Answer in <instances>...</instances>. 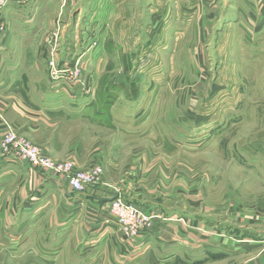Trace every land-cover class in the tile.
<instances>
[{
    "label": "rangeland",
    "instance_id": "rangeland-1",
    "mask_svg": "<svg viewBox=\"0 0 264 264\" xmlns=\"http://www.w3.org/2000/svg\"><path fill=\"white\" fill-rule=\"evenodd\" d=\"M49 1V9L36 12L39 20L73 18L72 11L57 9L58 1ZM149 2L154 0L129 12L139 26L4 24L2 135L12 126L42 148L8 121L6 111L21 100V113L28 110L27 101L49 117L54 115L49 113L55 109L53 102L41 106L61 92L56 133L65 148L72 142L81 146L76 158L65 159L84 163L91 151L99 156L81 166L106 168L103 182L93 187L96 193L68 200L40 186L31 188L27 201L39 200L28 212L17 201L16 187L2 190L0 264H80L77 251L99 221L95 213L102 207L92 196H110L111 191L119 193L120 202L155 212L153 226L192 231L195 242L210 249L205 255L191 253L194 264H249L256 253L250 247L255 240L264 242V92L244 65L246 56L237 51L240 39L250 37V27H242V37L240 29L234 36L233 28L231 34L224 28L230 19L243 20L251 5L243 1L249 9L240 11L229 9L227 0H156L149 9ZM111 36L122 41L126 58L119 52L122 48L107 54ZM52 59L62 75L58 79L49 76ZM124 65L129 72H142L136 75L138 89L131 90L138 102L113 108V115L132 119L113 127L112 107H94L95 113L89 104L117 97L113 82ZM116 82L121 84L120 79ZM78 113L84 114L78 118ZM97 114V119L109 116L110 122L94 124L90 117ZM111 160L117 166H108ZM64 211L66 217L58 218L57 212ZM106 216V224L118 225L110 209ZM179 256L159 264H187Z\"/></svg>",
    "mask_w": 264,
    "mask_h": 264
},
{
    "label": "crops",
    "instance_id": "crops-1",
    "mask_svg": "<svg viewBox=\"0 0 264 264\" xmlns=\"http://www.w3.org/2000/svg\"><path fill=\"white\" fill-rule=\"evenodd\" d=\"M2 1L3 3L0 6V20L7 26L10 25L12 27L17 25L21 27L24 25L26 27H33L36 26V21H41L39 23L48 27L56 26L60 21H66L67 23L65 25L68 26H81L83 24L93 25L94 27H100L101 25H107L110 27L139 26L140 23L138 20L134 18L133 14H129V12L140 10L142 9V4H145V0H56L58 1L57 9L72 11L73 18L66 20L65 18L54 17L49 20L45 19L46 21L42 22L44 20H39L36 12L49 9V0ZM243 1H246L245 3L247 5H251V10L247 15H244L243 20H240L238 17L234 19L236 22H234L233 19L226 21L224 28L225 30L227 29L230 34L233 28L234 36H238L241 30L242 37V27H250V37H247L246 42H242V39H240V45L237 51H239L242 56H246L244 65L249 66V71L257 76L258 91L264 92V0H251L252 2H250V0H227L226 3L229 9L233 8L240 11L248 10L249 6H244ZM155 4L156 0H154L153 4L149 2V9H151L152 6L155 7ZM17 12H24L25 15L20 16ZM83 12L89 13L84 17V15H82ZM76 14H78V17ZM17 16L19 18H17ZM111 37L112 38H110L111 40H108L106 47L107 54L110 56L115 51L118 52L122 48V51L119 52H121L124 58H126L127 54L123 48L122 41L117 42L116 40H113L114 36ZM1 48L2 46H0V63L2 55ZM118 48L120 49L118 50ZM141 73L142 72L139 69L135 72H129L128 65H124V67L120 69L115 82H113L117 88V91L115 92L117 97L110 101H95L94 103L89 104V108L91 109L93 107L94 112V107H112L110 112L113 127H115V122L131 123V117L130 120H128L124 114L113 115V112L115 111L113 108L130 106L134 102H138V99H135V95L133 97L131 96V90L133 87L138 89V86H136L138 81L136 75L139 76ZM118 79H120L121 84L116 82ZM126 90H128V92H125ZM61 95L63 96L61 92L53 94L41 106L44 107V105H48L52 101V104L55 105H53L55 109H50L51 111L49 113L54 115L47 117L48 113H46V111L42 108L35 109L25 100L26 108L28 110H24L25 113H21L17 107L23 108V104L21 100H16L13 104L14 107H11L6 111V117L8 121L16 126L20 133L32 138L38 144L42 145V148L48 155L58 159L69 157L76 158L79 155L81 147L78 142H72L71 145H66L65 148L64 140L56 133L58 129H60V121L57 116L59 113L58 109L62 106L60 104L62 101ZM140 101L141 100H139V102ZM83 114L78 113L76 117L80 118ZM98 116L99 115L97 114V116L90 117L94 124L97 125L104 121L110 122L109 116L97 119ZM3 128L4 125L0 119V137ZM88 156L89 159L86 162L79 164L86 165L88 161H91L92 163L95 156L99 155L90 151ZM101 159L103 160V157ZM107 165H112L113 167L117 166L113 160L107 162ZM103 167L106 168L105 165ZM13 186L16 187V192L20 194L19 200L17 201L23 203L25 212H28V208L33 202L39 200L33 198L30 199V201H27L28 192L31 188L36 186H40L50 192H56L57 196L60 197L61 195L68 200L77 198L78 194H80L72 189L65 178L41 171L39 168L29 166L23 162H10L0 154V192L6 187L10 188ZM85 192L96 193L97 190L92 187ZM59 193L61 194L59 195ZM97 197L102 196H92L94 200L100 201ZM65 203L66 201L62 202V205ZM108 209L109 203L102 202L100 211L95 213L99 216V221L90 229V231H88L86 242L80 247V250L77 251L80 264H159L176 259L181 251L187 252L184 256L180 255L179 257L181 259L184 257L187 264H194L195 259L190 257L191 253L192 255L195 252L198 254L199 250L202 255H205L210 250L207 245L200 243L201 241L195 242L194 238H192L194 235L192 231H188L180 226L172 228L169 224L158 228L157 223H155V226L147 232L139 234L134 239H129L121 232L116 224L111 222L108 224L105 223ZM12 211L16 216L18 212L14 209ZM33 213L39 212L33 211ZM57 214L58 218L66 217L65 211L62 213L57 212ZM77 214H79V212L72 213V215ZM252 241L253 240L251 239V242ZM253 245L254 246L250 247V250L252 251V249H255L256 253L250 257L249 264H264V242L255 240V244Z\"/></svg>",
    "mask_w": 264,
    "mask_h": 264
},
{
    "label": "built area",
    "instance_id": "built-area-1",
    "mask_svg": "<svg viewBox=\"0 0 264 264\" xmlns=\"http://www.w3.org/2000/svg\"><path fill=\"white\" fill-rule=\"evenodd\" d=\"M2 3L3 1L0 0V6ZM3 27L4 23L0 20V43L3 38L1 34ZM59 73L60 71L52 59L50 61V79L62 77ZM0 154L10 162H23L29 166L40 168L42 171L65 178L77 193L85 192L87 189L98 186L103 182L104 170L102 166L83 167L73 159L57 160L47 155L36 144L19 136L12 126H9L0 138ZM109 209L113 216L118 218L117 226L129 239H134L139 234L151 229L154 219L157 217L155 212H145L134 204L120 202L118 198L110 202Z\"/></svg>",
    "mask_w": 264,
    "mask_h": 264
},
{
    "label": "water",
    "instance_id": "water-1",
    "mask_svg": "<svg viewBox=\"0 0 264 264\" xmlns=\"http://www.w3.org/2000/svg\"><path fill=\"white\" fill-rule=\"evenodd\" d=\"M98 200L102 201V202H111L117 198H119V193L115 192V191H111L110 192V196H102V197H97Z\"/></svg>",
    "mask_w": 264,
    "mask_h": 264
},
{
    "label": "trees",
    "instance_id": "trees-1",
    "mask_svg": "<svg viewBox=\"0 0 264 264\" xmlns=\"http://www.w3.org/2000/svg\"><path fill=\"white\" fill-rule=\"evenodd\" d=\"M105 203V202H104Z\"/></svg>",
    "mask_w": 264,
    "mask_h": 264
}]
</instances>
